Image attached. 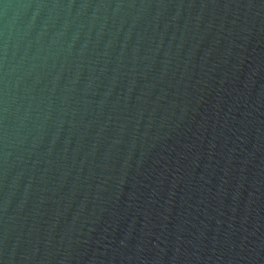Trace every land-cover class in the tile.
<instances>
[{"label":"water","instance_id":"95a60500","mask_svg":"<svg viewBox=\"0 0 264 264\" xmlns=\"http://www.w3.org/2000/svg\"><path fill=\"white\" fill-rule=\"evenodd\" d=\"M0 264H264V0H0Z\"/></svg>","mask_w":264,"mask_h":264}]
</instances>
